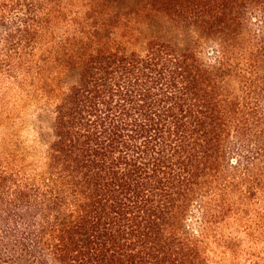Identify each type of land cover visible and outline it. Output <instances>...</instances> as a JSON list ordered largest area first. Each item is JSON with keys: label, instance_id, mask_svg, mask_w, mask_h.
Instances as JSON below:
<instances>
[{"label": "trees", "instance_id": "trees-1", "mask_svg": "<svg viewBox=\"0 0 264 264\" xmlns=\"http://www.w3.org/2000/svg\"><path fill=\"white\" fill-rule=\"evenodd\" d=\"M210 243L264 245V0H0V264Z\"/></svg>", "mask_w": 264, "mask_h": 264}, {"label": "rangeland", "instance_id": "rangeland-1", "mask_svg": "<svg viewBox=\"0 0 264 264\" xmlns=\"http://www.w3.org/2000/svg\"><path fill=\"white\" fill-rule=\"evenodd\" d=\"M15 92L13 94H17V96H24L21 90H18L16 87L14 89ZM26 101H28V105L24 106L21 109L22 118L29 123V121L37 120L38 116L39 120L44 122V120H50V114H43L42 109L46 105V97L43 95L42 91H39L38 85L35 84V87L28 92ZM38 97V98H37ZM45 109H49L46 107ZM42 124V123H41ZM34 128L30 125H27L25 130L22 132V139H27L28 142H33L37 140V132L33 130ZM233 233V232H232ZM238 239L243 240L244 237L242 235H234ZM244 253H239L237 256H234L232 253L224 254V250L220 245L210 243L208 245L207 254L210 264H264V245H261L259 249H257V253H251L252 251L245 244L242 246Z\"/></svg>", "mask_w": 264, "mask_h": 264}]
</instances>
